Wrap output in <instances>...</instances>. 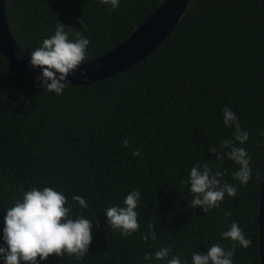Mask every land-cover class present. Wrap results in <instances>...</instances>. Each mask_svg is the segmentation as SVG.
I'll list each match as a JSON object with an SVG mask.
<instances>
[{
	"label": "trees",
	"instance_id": "obj_1",
	"mask_svg": "<svg viewBox=\"0 0 264 264\" xmlns=\"http://www.w3.org/2000/svg\"><path fill=\"white\" fill-rule=\"evenodd\" d=\"M164 1L119 0L113 10L100 0H6V13L30 57L61 23L70 40L77 32L90 39L88 61L124 42ZM224 108L235 122L224 123ZM244 133L241 143L236 136ZM233 147L247 152L246 185L232 178L240 169L228 155ZM205 165L210 179L221 173L213 190L237 189L235 196L225 190L219 208L207 212L206 205L192 206L197 194L190 190L191 168L203 172ZM263 174L264 0H191L144 60L107 79L69 85L59 96L0 51V247L7 249V209L32 187L62 192L67 219L91 223L82 260L52 254L36 264H169L173 257L193 264V255H207L214 243L235 249L233 264H261ZM137 189L139 228L125 236L106 210L126 207L125 197ZM234 221L252 240L249 248L222 236Z\"/></svg>",
	"mask_w": 264,
	"mask_h": 264
},
{
	"label": "clouds",
	"instance_id": "obj_2",
	"mask_svg": "<svg viewBox=\"0 0 264 264\" xmlns=\"http://www.w3.org/2000/svg\"><path fill=\"white\" fill-rule=\"evenodd\" d=\"M100 2L111 3L113 10L119 7V0H100ZM80 23L84 24V21L81 20ZM68 35L65 25L57 23L54 34L43 39L42 44L31 51V65L42 69L43 84L46 90L54 91L58 96L70 85V82L62 83V81H66L67 76L85 62L90 45V39L80 32L76 33L78 39L75 41L70 40ZM81 74L84 75L82 69ZM37 79L40 80L41 77ZM235 120L234 112L229 108H224V123L229 124ZM236 127L238 130L239 125L237 124ZM247 138V133L236 136L241 143ZM124 143L126 146L127 141ZM225 144H227L226 141ZM212 151L215 149L213 148ZM133 155L135 156L136 153ZM228 155L240 165L239 171L233 173L232 178L246 185L251 179L246 150L233 147ZM220 175V172H216L215 176L210 179L207 165L204 166L203 172L198 167L191 168L190 190L197 194L192 200V206L206 205L204 211L207 212L209 208H219L218 202L224 199L225 190L229 196L237 195V189L229 184H225L221 190H213L219 184L216 177ZM140 195L138 189L133 190L124 199L123 203L126 207L112 206L106 210L111 227L121 229L122 235L127 236L139 228L135 209ZM72 199L78 201L81 206L87 207L81 196L76 195ZM66 203V196L53 187L45 186L42 189L32 187L30 190L23 191L21 198L13 202V206L7 209L4 216L3 239L7 249L0 247V254H3L5 264H20L21 261L36 264L37 257L46 260L52 254L63 256L65 253L75 256L76 260H82L92 239L91 223L82 217L75 220L67 219L69 209L65 207ZM225 216H231V212H225ZM222 236L225 239L239 242L240 246L245 249L252 245V240L245 237L243 229L235 221L231 223L229 230L222 233ZM168 251L167 248L157 251L156 258H163ZM234 254L235 249L226 252L218 243H214L207 255L194 254L193 264H208L209 260L213 264H233L231 257ZM169 264H180V260L178 257H173Z\"/></svg>",
	"mask_w": 264,
	"mask_h": 264
},
{
	"label": "water",
	"instance_id": "obj_3",
	"mask_svg": "<svg viewBox=\"0 0 264 264\" xmlns=\"http://www.w3.org/2000/svg\"><path fill=\"white\" fill-rule=\"evenodd\" d=\"M190 2L191 0H165L124 42L101 56L83 62L80 68L70 73L62 83L90 84L138 64L173 32ZM0 51L16 68L34 79L41 77L40 81H43L42 69L31 65V57L26 54L12 34L7 19L6 0H0ZM81 69L84 70V75L81 74ZM259 228L260 258L261 264H264V174L260 196Z\"/></svg>",
	"mask_w": 264,
	"mask_h": 264
}]
</instances>
